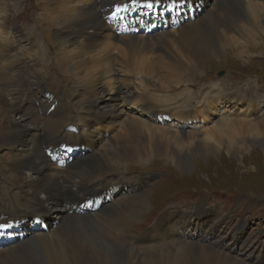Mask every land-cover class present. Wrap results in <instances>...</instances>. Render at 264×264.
<instances>
[{"label": "bare ground", "instance_id": "6f19581e", "mask_svg": "<svg viewBox=\"0 0 264 264\" xmlns=\"http://www.w3.org/2000/svg\"><path fill=\"white\" fill-rule=\"evenodd\" d=\"M55 1L47 3L44 0L45 11L58 27L55 32L52 30L55 37L58 36L55 41L61 49V54H58H65L73 62L72 70L82 81L79 85L82 91H79L86 104L84 107L81 105L84 117H81L82 112L77 117L89 135L83 136L81 127L77 125L74 128L78 134L75 145L79 151L87 152L74 157L66 168L53 164L49 153L54 152V149L59 151L62 147L60 144L64 140L66 121L75 111L70 109L67 97L62 93L45 90L47 85L41 77L35 85L38 91H34L27 79L29 72L24 74L25 77V71L22 70L14 76L9 75L18 83V87L14 91L5 87L3 89V97L7 100L6 107L11 116L9 121L3 107L8 122L0 146L13 156L12 171L20 183L13 188L14 181L8 175H3L4 168L0 165V183H6L9 189L7 187L5 190L10 192V196L13 195L7 206L3 199L6 195L0 191V228L9 225L33 227L37 223H44L42 226L46 229L44 232L30 230L23 240L15 232L10 231L6 235L0 230V264H151L140 260L142 250L148 252L147 256L155 255L158 264H251L226 250L223 241L210 239L207 244L200 245L199 242L189 240L192 237L186 235V229L191 227L194 219L212 213L211 209L197 205L168 214L171 220L165 217L156 226H152L146 235L137 238V241L133 240L134 244L150 240L140 250L136 248L125 252L112 245L123 239L125 231L129 229L128 223L140 220L143 211L150 208L141 193L142 185L125 183L117 175L120 167L118 163L135 156L129 153L131 143H136L147 156L171 158L177 169L186 172L191 169L192 156L212 153L211 142L223 148L226 140V146L232 147L237 138L247 140V137L264 136L263 117H258L262 118L261 121H252L256 118L247 122L239 121L230 118L233 115H226L227 110L221 111L220 107L216 110L210 108L211 113H219L220 119L212 123L217 122L212 130L214 132L206 128L207 131L201 134L204 135L202 139H199L201 135L198 133L185 130L179 133L161 129L159 125L160 119L166 117L171 125L176 120L173 123L176 127L200 122L197 118L198 109L191 105L194 98L186 94L189 90H185V87L182 90L176 85H183L186 81L191 84L185 75L193 68H199L209 58L218 57L222 49L234 41H243L246 34L241 26L247 23L250 25L251 22L253 25L251 17L261 22L264 17L261 8L264 6L256 4L260 9L250 15L246 9H251L250 1L245 0H137L135 4L133 0H119L117 3L111 0L109 3L101 0ZM149 3L165 9L157 20L137 16L139 5L147 7ZM195 4L202 5L189 9ZM35 19L38 24L37 21L43 18ZM149 27L153 31L147 35L144 31ZM135 28L141 35L136 36ZM29 30L30 33H24L23 28L17 26L14 44L7 41V36L6 40L2 39L0 32V68L9 67L13 61L11 55L4 53L10 49H16L18 54L26 56L33 71L37 72L36 69L45 65L49 43L38 35H46L43 26L38 24ZM110 40H114L111 52ZM239 42L237 44L240 45ZM119 48L123 56L118 55ZM149 52L154 55L157 65L148 60L144 65L158 79L152 83L149 80L142 82L141 85L153 90L149 99L159 94L164 102L155 104L157 101L146 100L137 91L134 95H127L113 85L111 88L115 94L105 99L106 90L99 85L105 79L112 84V77L119 69L134 72L138 61H142ZM256 87L258 85L255 82L248 80L242 88L238 87L232 92L218 89L212 98L219 106L227 102L229 96L237 105L239 101H247L246 113L251 114L261 107L264 110V93L258 92ZM121 96H126V102L133 109L138 107L143 117L148 115L149 121L137 118L138 126L128 124L131 141L119 142L114 148L108 144L98 151L97 139L102 130L98 134L97 128H102L103 123L113 124L117 120V101ZM169 103L180 107L179 115L165 113ZM211 120L209 116L202 123L208 124ZM91 128H95V131H91ZM203 140L206 143H202ZM58 163L65 166L61 157ZM79 163L84 164L79 166ZM112 176L117 181L111 182L109 179ZM69 190L71 192L58 195L61 191ZM54 195L58 196L51 199ZM88 206H96L98 210L85 213L83 208ZM178 215L179 220L176 221ZM178 225L181 226L178 228ZM99 229L105 230L104 236H101ZM177 236L186 241L177 240ZM84 252L91 256H83Z\"/></svg>", "mask_w": 264, "mask_h": 264}, {"label": "rangeland", "instance_id": "374dc122", "mask_svg": "<svg viewBox=\"0 0 264 264\" xmlns=\"http://www.w3.org/2000/svg\"><path fill=\"white\" fill-rule=\"evenodd\" d=\"M45 1L50 3L51 0ZM101 1L104 3L110 2L109 0ZM118 1L111 0V2L116 3ZM245 1H250L251 9L247 7L249 4L246 6L247 12H250V15L254 13V10L258 11L260 9L256 4L264 6V0ZM17 2L20 3L19 7H17ZM81 2L76 1V3ZM45 9L44 0H0V32H2V39L6 40L7 36L9 38L7 41L14 44L17 26L23 28L24 33H30L29 29L39 24L43 26L46 35L43 34L41 36V33H38V35L40 34L42 40L49 43L47 62L41 69H36L37 72L31 70V63H29L26 56L18 54L16 49L11 50L8 47L10 49L8 50L9 52H4L5 55H11L10 59L13 61L9 67L0 68V118H3L0 121V139L4 133L6 122H8V116L9 121L11 116L6 107L7 100L5 101L3 97V89L5 87L9 91H14L18 87V83L11 76L19 74L22 70L25 71V73L23 72L24 77L29 72L30 76L27 79L34 91H38L35 85L39 81V77H41L47 85L45 90L57 94L62 93L64 97H67L70 109L75 112L71 113V116L66 121L63 144L70 143L75 145L78 134H76L74 126L78 125L81 127V134L83 136L85 134V136L89 135L88 131L82 127L81 122L78 120L81 112V117H84V110H82L81 105L83 104L84 107L86 104V101L83 100V94L79 91H82L80 89L82 87L79 86L82 81L72 70L73 62L65 57V54L64 56L59 55L61 54V49L55 42L58 36L55 37L54 34L58 27H56V24L50 15L46 13ZM261 9L264 11V8ZM35 18L43 19L37 21V24L35 23ZM251 20L254 22L253 25H251V22L250 25L247 23L241 26V29L246 34L243 41H234L229 46L223 48L218 57L209 58L199 68H193L188 75H185L186 78H189L188 80L191 84L186 81V84L176 85L182 90H184V87L185 90H189L186 94H191L194 98L191 105L198 109L197 118L200 122L191 123L190 126H186L185 128L173 126L174 122L172 125L170 122L160 124L161 129H169L179 133L184 129L187 132L198 133L199 135L204 134V131H207L206 128L212 131L217 122H219L220 115L219 113H211L210 108L216 110L219 107L221 111L227 110L226 115H233L230 117L232 119L247 122L249 119L255 118L252 121H261L262 118L258 119V117H263L262 121H264L263 107L250 114L249 112L246 113L247 105L249 104L247 101V103L239 101L237 105L229 96V99L227 98L226 100L227 102L219 106L217 103H214L216 100L212 98L218 89L232 92L238 87L242 88V85L248 80L258 85L256 87L258 92L264 93V17L261 19V22L254 21L252 17ZM66 33L68 34L67 31ZM110 41L112 42V46L109 48V52H111V48L114 46V40ZM115 42H118V40H115ZM249 46L251 47L249 48ZM69 51H72V49ZM109 55L111 58V54ZM118 55L123 56L121 48H119ZM146 55L142 61H138L134 72H124L119 69V72L112 77L114 78V80L112 79V84L109 80L105 79L102 82L104 84L101 83L99 85L100 88L103 87L102 89L105 88L106 90L105 99H110L115 94V91L111 88L112 85L121 89L127 95H134L137 91L140 94L142 93L146 100L149 99V95L154 93L153 90L141 84L148 80L151 83L155 82L158 78L148 71L149 69L148 67L146 68L144 63L148 60L149 63L153 62L154 65H157V62L154 55L150 54V52ZM117 66L120 67L119 62H117ZM146 74L152 75L151 78ZM106 81L109 82L105 84ZM176 86H173V88ZM161 89L164 88L161 87ZM161 92H165V90ZM242 94L244 95V93ZM149 100L157 101L155 104L164 102L159 94L154 99L150 97ZM82 101L84 102L82 103ZM173 104L169 103L167 105L168 109L165 113L179 115L180 107ZM3 107L8 116L4 114ZM117 113L119 117L113 124H107L106 122L102 128H97L98 134L102 130L101 136H97L99 139H97L98 151L108 144L114 148L119 142L131 141L128 124L133 123L138 126L139 120L137 118H144L149 121L148 115L143 117L138 107L133 109L126 102V96H121L117 101ZM209 116L212 117V120L208 124H203L205 118H209ZM214 121L217 122L212 124ZM91 131L94 132L95 128H91ZM203 136L201 135L199 139H202ZM184 141L186 142L187 140L185 139ZM202 143H206V141L203 140ZM224 143L228 145V141L225 140ZM211 145L213 146L211 154L204 153L192 156L191 169L182 172L177 169L176 163L171 158L153 155L147 156L141 148H138V145L136 146V143L135 145L131 143L128 148L130 149L129 153L131 152L135 156L132 158L127 157L122 163H118L120 167L118 168L117 175L125 183L141 184V193L144 194V198L149 203L150 208L147 211H143L144 213L140 220L128 223L129 229L125 231L123 239L120 242L113 243L112 246H116L125 252L136 248L140 250L148 245L150 240L134 244L131 236L136 237L144 232L147 234L152 226H156L160 222L158 221L159 217L165 211L164 215L166 218H170L167 215L177 213L176 210L178 209L184 210L185 208L197 205L198 207L211 209L212 213L198 216L200 219H194L195 221L191 227L186 229V235L192 237L189 239L190 241L194 243L199 242L200 245L207 244L210 239L213 241H223V247L226 250H230L234 256L247 260L251 264H264V136L247 137V140L237 138L232 147L224 145L225 147L219 148L213 142H211ZM186 148L188 151L189 148ZM188 154L191 155L190 153ZM141 156H143L142 159H140ZM12 158L13 156L8 154L6 148L0 146V165L4 168L3 175H8L14 181V188L17 183H20V179L12 171L11 165L14 163ZM83 164L79 163V166ZM109 180L111 182L117 181L113 180V176ZM25 182L27 181L25 180ZM0 187V191L2 192L8 186L6 183L1 182ZM68 192L71 191H61L58 195ZM7 193L8 191H5L6 196L3 199L6 201L4 204L9 206L13 195L10 196ZM58 195L52 196L51 199H55ZM175 220H179V215ZM180 226L178 225V228ZM99 232L101 236H104V229H99ZM176 239L184 240L179 238V236ZM141 252L142 256L140 257L142 259L140 258V260H146L147 263L151 264H158L157 258L154 257L155 255L147 256L148 252H144V250ZM83 256L90 257L91 255L84 252Z\"/></svg>", "mask_w": 264, "mask_h": 264}, {"label": "snow or ice", "instance_id": "6c2138e0", "mask_svg": "<svg viewBox=\"0 0 264 264\" xmlns=\"http://www.w3.org/2000/svg\"><path fill=\"white\" fill-rule=\"evenodd\" d=\"M137 2V0H133V3L135 4ZM153 5L151 3L147 4V7L151 8ZM124 10H127V8H125ZM119 11V9L117 10Z\"/></svg>", "mask_w": 264, "mask_h": 264}]
</instances>
